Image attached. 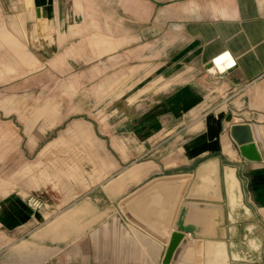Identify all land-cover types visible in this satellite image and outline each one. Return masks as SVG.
I'll list each match as a JSON object with an SVG mask.
<instances>
[{
    "label": "crops",
    "instance_id": "0c3cea01",
    "mask_svg": "<svg viewBox=\"0 0 264 264\" xmlns=\"http://www.w3.org/2000/svg\"><path fill=\"white\" fill-rule=\"evenodd\" d=\"M172 234L167 264H264V0H0V264H163Z\"/></svg>",
    "mask_w": 264,
    "mask_h": 264
},
{
    "label": "water",
    "instance_id": "95a60500",
    "mask_svg": "<svg viewBox=\"0 0 264 264\" xmlns=\"http://www.w3.org/2000/svg\"><path fill=\"white\" fill-rule=\"evenodd\" d=\"M230 134L233 140L239 147L241 155L250 161H259L260 156L257 152L256 146L252 139L251 129L247 125L232 124L230 127ZM179 235L172 234L169 245L167 246L163 264H167L173 251L175 250Z\"/></svg>",
    "mask_w": 264,
    "mask_h": 264
},
{
    "label": "built area",
    "instance_id": "2783aa9c",
    "mask_svg": "<svg viewBox=\"0 0 264 264\" xmlns=\"http://www.w3.org/2000/svg\"><path fill=\"white\" fill-rule=\"evenodd\" d=\"M216 59H219V63L223 66V69L221 71H219V70H217V71L211 70V68L213 66H215V60ZM233 65H234V61L231 59V56L227 52H224V53L219 54L218 56L214 57L211 60V68L209 70L213 71V72L221 73L222 71H225L226 69L232 67ZM29 201L34 207L38 206V202L37 201H35V200H29Z\"/></svg>",
    "mask_w": 264,
    "mask_h": 264
},
{
    "label": "bare ground",
    "instance_id": "6f19581e",
    "mask_svg": "<svg viewBox=\"0 0 264 264\" xmlns=\"http://www.w3.org/2000/svg\"><path fill=\"white\" fill-rule=\"evenodd\" d=\"M212 70V69H211Z\"/></svg>",
    "mask_w": 264,
    "mask_h": 264
}]
</instances>
